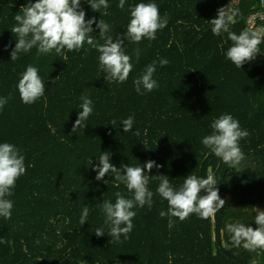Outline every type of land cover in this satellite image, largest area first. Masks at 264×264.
Returning a JSON list of instances; mask_svg holds the SVG:
<instances>
[{
    "label": "trees",
    "instance_id": "1",
    "mask_svg": "<svg viewBox=\"0 0 264 264\" xmlns=\"http://www.w3.org/2000/svg\"><path fill=\"white\" fill-rule=\"evenodd\" d=\"M140 2L156 3L168 24L155 40H124L133 69L119 83L105 79L99 53L87 43L78 52L65 50L66 60L54 50L38 55L35 47L11 60L18 38L11 31L14 16L22 14L28 0H0V97L11 94L0 109V143L16 145L27 169L9 197L14 202L11 218L0 217V240L5 241L0 243V264H264V249L234 246L226 230L237 222L256 229L253 207L264 208V36L261 53L237 68L225 56L232 45L227 33L213 35L209 23L221 7L238 9L229 30H251L248 18L261 10L259 0L237 5L233 0H126L123 10L119 0H108V14L101 9V19L111 25L114 42L126 33L130 6ZM81 8L86 20L99 21L100 13L87 0H81ZM92 27L90 35L103 44L99 29ZM161 58L168 60L166 66L159 65ZM153 60L159 87L139 95L133 81ZM28 65L39 69L46 88L33 104H24L17 88ZM82 95L93 101V113L87 127L73 132ZM133 114V129L124 133L121 123ZM221 114H231L250 133L240 141L245 157L234 166L201 143ZM103 152L110 153V162L122 174L124 164L161 165L145 168L153 205L134 209L133 230L120 242L107 235L101 205L103 200L114 203L116 192L125 198L133 194L124 184L117 187L111 172L95 179L93 169ZM189 174L213 175L226 204L208 219L195 213L184 221L171 217L169 227V217L159 215L168 209L156 192L160 175L179 189ZM85 206L89 216L81 225ZM97 228L105 234L96 236Z\"/></svg>",
    "mask_w": 264,
    "mask_h": 264
},
{
    "label": "clouds",
    "instance_id": "2",
    "mask_svg": "<svg viewBox=\"0 0 264 264\" xmlns=\"http://www.w3.org/2000/svg\"><path fill=\"white\" fill-rule=\"evenodd\" d=\"M126 0H119L118 7L123 10ZM93 11L100 13L97 22L95 17L85 19L86 13L81 8V0H28L22 6V14H16L14 20L16 25L12 27V33L17 35L15 47L10 53V59H19L21 53H28L34 47L38 55L51 53L53 50L57 55H64L68 52H78L84 48L85 43L98 53L99 69L106 73L105 79L124 83L127 81L132 69V57L125 53L123 49L124 40L140 43L144 38L149 41L156 39L158 30L165 28L168 19L160 16L159 7L154 2H140L130 6V21L126 26V33L113 39L111 35V25L101 19V9L103 15H107L110 7L108 0H87ZM239 14L238 9H218L217 16L209 21L212 25L211 32L219 36L227 33V38L232 45L227 49L226 59L231 61L237 68H241L245 62L252 61L257 54L261 53V35L251 30H242L239 34L230 31V25L234 17ZM99 29V36L104 43H98L96 37L90 35L93 32L92 25ZM87 51V49H85ZM136 57L139 59L140 49H136ZM161 67L168 64L167 59H159ZM157 69V61L153 60L148 64L143 73L134 81L135 91L139 95L151 92L159 87L154 79ZM21 101L24 104H33L45 93V81L39 75V69L33 65H28L21 74L17 84ZM143 89V91H142ZM11 99V94L7 97H0V109ZM82 111L78 113V118L73 125V132L77 128L87 127L85 123L93 113V101L86 95L81 96ZM134 114L122 121L124 133L133 129ZM114 123V121H113ZM212 133L203 137L201 143L212 153L222 160L223 163L234 166L239 164L245 157L241 150L240 141L250 136L247 129H242L239 120L231 114H221L211 122ZM51 127V125L49 126ZM55 132V129H52ZM134 135L139 136V131ZM161 165L155 161L146 162L145 166H130L124 164L123 174L110 162V153L103 152L98 158V164L94 167L97 172L96 180H102L106 174L111 172L113 179L117 182V187L124 184L127 190L132 193L131 198H125L120 192L115 193V202L103 200L101 209L105 214V225L108 227L107 235L115 242H120L121 236L127 239L133 230V220L136 216L135 208H144L145 205L151 209L153 205L154 193L149 190V175H145V168L149 171ZM25 157L20 149L8 142L0 143V217L11 218L14 202L9 197L14 195L17 179L26 173ZM160 182L156 192L167 201V212L159 213L161 218L169 217V227L172 226L171 217H176L184 221L191 214L195 213L200 219H208L222 209L226 200L219 195L217 180L211 174L207 178H199L194 174H189L183 181L179 189L174 188L166 175H160ZM256 212L254 217L258 227L253 229L244 223H230L226 225V230L231 234L234 246H243L252 252L257 249H264V210L253 207ZM89 216L88 207L82 209L80 217L81 225L85 224ZM96 236L105 234L104 228H97ZM0 243L5 241L0 240Z\"/></svg>",
    "mask_w": 264,
    "mask_h": 264
},
{
    "label": "built area",
    "instance_id": "3",
    "mask_svg": "<svg viewBox=\"0 0 264 264\" xmlns=\"http://www.w3.org/2000/svg\"><path fill=\"white\" fill-rule=\"evenodd\" d=\"M261 10L254 12L248 18V26L252 31L258 32L261 37L264 36V0H259Z\"/></svg>",
    "mask_w": 264,
    "mask_h": 264
},
{
    "label": "rangeland",
    "instance_id": "4",
    "mask_svg": "<svg viewBox=\"0 0 264 264\" xmlns=\"http://www.w3.org/2000/svg\"><path fill=\"white\" fill-rule=\"evenodd\" d=\"M234 1V4H239V2L241 1V0H233ZM260 210H264V208L263 209H260Z\"/></svg>",
    "mask_w": 264,
    "mask_h": 264
}]
</instances>
